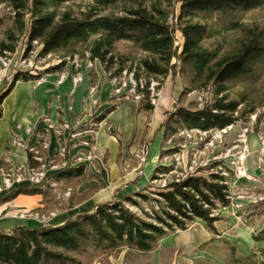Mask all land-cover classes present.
Instances as JSON below:
<instances>
[{"label":"trees","instance_id":"obj_1","mask_svg":"<svg viewBox=\"0 0 264 264\" xmlns=\"http://www.w3.org/2000/svg\"><path fill=\"white\" fill-rule=\"evenodd\" d=\"M77 1L85 0H0L16 11L13 25L0 40V56L14 53L22 40H26L25 53L38 41L40 58L89 54L110 80L121 78L125 70L132 72L137 94L142 96L139 110L147 112L155 110L153 100L170 76L174 83L181 81L179 100L194 91H211L212 99L203 108L176 103L174 111L166 112L159 161L179 151L164 149L180 130L176 125L204 132L223 130L247 120L264 105V26L257 24L264 19V0H86L88 6L79 14L61 10ZM65 65L63 61L46 72H60ZM38 79L40 75L26 71L14 75L0 95V118L17 82ZM153 81L157 82L155 94ZM116 107L114 103L101 119ZM221 165L213 162L180 181L173 176L162 187L156 181L160 174H170L173 166L159 162L148 186L100 204L92 213L56 227L43 224L0 231V264H91L124 249L146 254L163 238L188 230L196 220L217 233L216 222L224 220L220 210L231 206L227 178L218 170ZM83 175L84 167H72L57 178L66 187H74ZM20 194H42L45 202L53 203L45 190H18L12 197ZM254 240L264 241V228ZM241 259L252 261L253 256Z\"/></svg>","mask_w":264,"mask_h":264},{"label":"crops","instance_id":"obj_2","mask_svg":"<svg viewBox=\"0 0 264 264\" xmlns=\"http://www.w3.org/2000/svg\"><path fill=\"white\" fill-rule=\"evenodd\" d=\"M58 78L59 74L55 72L50 73L41 83L17 82L3 103V116L0 118V169L5 165L6 158L11 164L27 163L28 153L13 145L16 138L35 145L42 136L50 144L48 157L54 156L62 145L68 147L71 159L89 154L93 157L90 161L74 166L84 167V175L74 187H66L61 182L66 189L72 190L73 198L65 211L46 223L54 227L63 225L78 215L92 213L100 204L120 200L148 186L155 168L159 165L160 152L163 149L162 124L165 114L172 112L173 108L170 81L161 90L159 105L152 112L139 110L140 104L127 96L114 101L113 82L99 61H95L92 69H83V79L78 84H75L71 74L61 84L57 83ZM9 84L8 80L0 84V95ZM91 88H96V91L91 93ZM114 103L117 104L116 109L101 119ZM46 118L55 124L68 122L73 130L80 129L82 135L73 139L72 132L65 130L63 138L59 140L55 132L48 128ZM93 124L96 127L93 129L94 133H91ZM85 141L89 145H85ZM145 144L149 147L148 157L143 168L137 172L138 154ZM260 146V136L250 135V155L246 169L250 174L260 176L261 182L259 180L257 187L264 191ZM255 154L259 155V159L255 158ZM148 167L149 173L144 178L145 168ZM26 189L33 188L23 184L16 192ZM15 193L0 194V231L7 232L22 226L39 227L43 225L41 220L22 218L19 214L33 210L43 214L57 205L54 193H50L53 199L51 204L45 202L42 194H20L12 197ZM87 194L89 196L83 198ZM224 210H220L224 220L216 222V227L222 224L232 225L233 218L226 216Z\"/></svg>","mask_w":264,"mask_h":264},{"label":"rangeland","instance_id":"obj_3","mask_svg":"<svg viewBox=\"0 0 264 264\" xmlns=\"http://www.w3.org/2000/svg\"><path fill=\"white\" fill-rule=\"evenodd\" d=\"M88 3L86 0L69 3L61 10H72L79 14V12L87 8ZM176 13H179V6ZM13 19L7 9L0 11V20L2 22L0 40L13 25ZM257 24L264 26V19H260ZM233 38L231 36L229 42L233 41ZM178 39L181 43L184 42L181 34H178ZM25 43L26 40H22L18 48ZM120 48L126 51V48ZM54 60L55 58L51 56L46 57L44 60L38 58L36 64L42 66L53 63ZM124 79L128 84L124 90L125 96L139 104L134 98V93H131L133 83L130 81L131 84L129 85V77ZM167 81L172 83V111H174L176 103L179 106L200 109L203 108L205 102H209L212 99L211 91L206 92L208 96L204 99V102L202 100L204 97L201 95L203 91H194L179 100L183 89L181 81L178 79L177 83H174L172 76L166 80L165 85ZM143 83H145L144 79ZM153 83L157 84L156 81H153ZM179 89L181 91H178ZM160 98L161 91L158 93L156 107L159 105ZM245 122L240 132V129L235 127L228 130L227 133H213L209 137L196 132L191 133L187 129L182 128V126L176 125L180 130L175 136L168 139L164 149L169 150L175 147L180 151L167 154L159 161L162 165L173 166V172L168 176L160 174V177H168V179L175 174L188 171L191 166L195 168L203 162H222L221 167L231 169L232 171L228 173L233 205L224 210L226 216L233 218L231 226L219 225V227H216L218 232L212 233L203 221L196 220L185 232L178 231L162 240L150 253L143 254L124 249L121 253L95 259L91 264H264V242L254 241V236L258 235L264 227V191L257 187L259 180L261 182L260 176H254L246 169V164L249 160L248 156L250 155L249 136L258 134L260 138H264V112L258 114L255 122ZM95 127L93 126V128ZM245 129H248V133L245 138L246 141L242 142L240 136ZM144 146H148V144ZM141 150L138 154L139 166L137 172L143 168L146 162L142 161ZM259 151L261 171L264 173V151L262 146H260ZM244 157H247L245 167L243 166ZM255 158L259 159V155L255 154ZM147 173H149V167L145 168L144 178ZM204 174L207 175V173ZM155 184L161 186L162 182L159 179ZM45 191L54 193L57 198V205L50 212L43 213L44 215L55 213L56 215L50 219L52 220L66 210L70 200L73 198V192L67 196L68 189L62 185L54 192ZM225 222L228 223L229 220H225ZM221 232H225V234L222 235ZM242 242H245L246 245H243ZM249 255L253 256L252 261L241 259Z\"/></svg>","mask_w":264,"mask_h":264},{"label":"built area","instance_id":"obj_4","mask_svg":"<svg viewBox=\"0 0 264 264\" xmlns=\"http://www.w3.org/2000/svg\"><path fill=\"white\" fill-rule=\"evenodd\" d=\"M8 10V13L10 16L15 18L16 11L7 3L0 4V11L1 10ZM41 44L38 41L32 42V50L29 53L26 52V44L22 45V47L17 48V50L14 53L5 52L4 55L0 56V84L4 80H8V82H11L14 75L19 71H26L29 72L32 75H40V79H38L36 82L41 83L43 82L47 76L50 73H47V69L61 64L63 61L66 62V65L64 69L60 72L59 78L57 83L61 84L70 74L73 77V80L75 84H78L83 79V69L90 70L94 67L95 61L91 60L89 58V54H86L84 58H81L79 55H75L73 57H67L65 59H56L53 61V63L38 66L36 64V61L38 58V53L41 49ZM45 59V58H41ZM129 77V85L131 82L133 83V89L131 90V93H134V98L137 102H140L142 99V96L137 94V82L134 79L133 73H128V71H124L121 78H113L112 82L114 83V95L119 100L120 98L125 97L126 93L124 94L125 87H127V82L124 78ZM122 79V81H120ZM131 81V82H130ZM141 87L144 86L143 79L140 80ZM157 84L153 83L151 84V90L153 94H155V86ZM96 91V88H91V93H94ZM204 98L202 99L204 102V99L208 96L206 92H203L201 94ZM153 103L156 104V100H153ZM242 106L239 108L241 109ZM260 112H264V106L258 109L256 112L251 114L247 120L240 119L235 124H232L228 126L227 128L223 130H214L212 132H204L201 130H188L191 133H199L200 135H204L205 137L211 136L213 133H227L228 130H231L235 127H238L241 131L242 126L246 123L245 121H251L255 122L258 114ZM238 116V113H236ZM45 121L48 124V128L53 130L59 140L63 138V132L65 130H70L72 132L71 138L76 139L82 135V132L80 129L73 130L71 128V125L68 122H64L61 124H55L50 119L46 118ZM94 124L90 128V132L94 133ZM248 133V129H245L243 131V134L240 136L242 138V142H245L246 135ZM262 150L264 151V138H260ZM85 145H89L88 141L83 142ZM13 145L17 148L23 149L28 153V160L25 164H11V162L6 158L4 163L5 165L0 169V194L4 193L7 195H10L12 193H15L17 188L20 185L27 184L29 188H37L41 190H50L52 192L56 191L58 187L61 186V182L58 180L57 176L62 170H66L68 168L74 167L77 164H82L85 161H90L93 159L92 155H80L77 158L71 159L68 153V147L65 145H62L61 148L57 151V153L52 156L48 157V151L50 148L49 142L44 139L42 136H40V141L38 144L32 145L27 144L24 141L16 138L13 140ZM149 147L144 146L141 150L142 155V161H146V158L148 156ZM180 151V150H179ZM247 157H244L243 166L245 167V161ZM177 161V158H176ZM208 162H203L193 168L192 166L189 168V170L181 172L180 174H175L177 181H180V179L186 178L188 175H194L196 174V171L198 168L208 166ZM142 166V164H141ZM218 170L222 171V174L227 178L226 184L229 187V196L228 198L231 201V206L233 205V197L231 194V184L229 181V173L232 170H227V168L219 167ZM173 171L170 172V174ZM169 175V174H168ZM167 175V176H168ZM166 176V175H165ZM168 177H161L160 181L162 182L161 186L165 187L168 183ZM71 189L68 190L67 196L71 194ZM230 206V207H231ZM227 209V208H226ZM55 213H50L48 215H44L39 213L36 210L33 211H26L19 214L22 218H36L38 220H41L43 224H46L49 222V220L54 217Z\"/></svg>","mask_w":264,"mask_h":264},{"label":"bare ground","instance_id":"obj_5","mask_svg":"<svg viewBox=\"0 0 264 264\" xmlns=\"http://www.w3.org/2000/svg\"><path fill=\"white\" fill-rule=\"evenodd\" d=\"M242 244H243V245H246V243H245V242H242Z\"/></svg>","mask_w":264,"mask_h":264}]
</instances>
